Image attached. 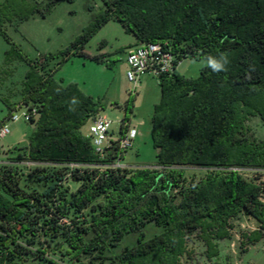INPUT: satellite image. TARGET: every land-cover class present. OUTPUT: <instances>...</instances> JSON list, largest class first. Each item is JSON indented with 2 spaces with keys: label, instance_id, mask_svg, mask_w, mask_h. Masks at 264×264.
Listing matches in <instances>:
<instances>
[{
  "label": "trees",
  "instance_id": "1",
  "mask_svg": "<svg viewBox=\"0 0 264 264\" xmlns=\"http://www.w3.org/2000/svg\"><path fill=\"white\" fill-rule=\"evenodd\" d=\"M102 1L93 30L116 20L137 42L166 43L177 59L225 53L228 70L213 73L204 65L197 77H186L175 67L160 75L151 133L158 167L129 169L111 167L110 153L100 159L81 132L99 103L46 70L50 55L41 69L30 63L22 102L39 115L29 121L35 128L28 144L0 162V264H176L192 234L214 260L218 242L230 237L229 220L241 212L259 222L242 242L259 241L262 187L233 167L264 169V140L244 132L248 115L264 119V0ZM51 3L0 0V32L5 22L43 16ZM73 97L79 104L70 111ZM24 160L36 164L31 180ZM187 167L205 174L187 178ZM69 179L78 183L74 191ZM150 223L161 231L146 238Z\"/></svg>",
  "mask_w": 264,
  "mask_h": 264
},
{
  "label": "rangeland",
  "instance_id": "2",
  "mask_svg": "<svg viewBox=\"0 0 264 264\" xmlns=\"http://www.w3.org/2000/svg\"><path fill=\"white\" fill-rule=\"evenodd\" d=\"M35 1L52 3L43 16L36 13L27 20L1 25L0 123L4 121L9 132L0 138V162L15 156V147L26 146L29 142L35 128L33 123L23 118L17 121L4 119L9 115L10 107L19 106L15 109L17 114L25 110L26 104L22 98L30 63L41 69V61L50 55L49 62L44 63L45 69L54 70V77L63 85L76 83L82 92L99 103L98 114L111 121L110 132L113 138L118 137L121 121L127 112L131 124L136 128V134L131 147L123 155V164L129 169L158 167L151 133L154 106L160 102L161 90L158 77L148 72L140 73L137 86L127 79L125 56L129 46L134 43L133 34L112 19L93 30L105 9L102 0ZM92 30L93 33L83 45L72 47L81 33ZM201 61L184 57L176 70L186 77H197L204 66ZM91 120L88 119L81 128L85 136ZM244 132L250 139L264 140V119L258 114L248 115L244 120ZM24 161L23 173L28 174L27 178L31 180L38 174L35 172L36 164ZM233 169L262 187L259 199L264 203V169ZM184 170L187 178H198L205 174V169L201 168L187 167ZM67 176L71 177L69 173ZM77 185V182L70 179L66 183L70 191H74ZM229 227L230 237L218 242V258L209 260L204 254V244L192 234L184 237L187 253L180 255L176 264H214V261L222 264H264V237L253 244H246L242 242L244 240L241 236L242 233L258 229L259 222L253 216L241 212L229 220ZM160 231V227L150 223L146 226V238ZM132 240L134 235L126 237L116 251H120L124 244Z\"/></svg>",
  "mask_w": 264,
  "mask_h": 264
},
{
  "label": "built area",
  "instance_id": "3",
  "mask_svg": "<svg viewBox=\"0 0 264 264\" xmlns=\"http://www.w3.org/2000/svg\"><path fill=\"white\" fill-rule=\"evenodd\" d=\"M180 60L175 58L171 50L166 47V43L140 42L126 52L125 61L128 66L126 77L137 86L140 73L148 72L157 77L164 74L169 75L177 67ZM24 107L25 110L21 114L15 113V109L20 108L19 106L13 108L7 119L17 121L23 118L30 121L37 118L39 112L35 106L25 105ZM110 124L111 121L107 117L97 114L89 123L86 136L90 138L94 153L100 159H105L110 153L113 156L111 167H126L123 164V155L126 149L132 145L136 128L130 120L121 121L119 135L117 138H113L110 132ZM8 132L7 124L2 121L0 123V138Z\"/></svg>",
  "mask_w": 264,
  "mask_h": 264
},
{
  "label": "clouds",
  "instance_id": "4",
  "mask_svg": "<svg viewBox=\"0 0 264 264\" xmlns=\"http://www.w3.org/2000/svg\"><path fill=\"white\" fill-rule=\"evenodd\" d=\"M206 65L213 73L226 72L227 65L230 63L228 56L225 53H219L218 55H207L202 58L201 61ZM79 100L75 97L71 99L70 111H75L76 106H78Z\"/></svg>",
  "mask_w": 264,
  "mask_h": 264
},
{
  "label": "crops",
  "instance_id": "5",
  "mask_svg": "<svg viewBox=\"0 0 264 264\" xmlns=\"http://www.w3.org/2000/svg\"><path fill=\"white\" fill-rule=\"evenodd\" d=\"M140 42H137L136 41V39H135V37H134V43L133 44H131L130 46H129V48L128 49H130V48H132V47H134V46H136V45H138ZM127 49V50H128ZM82 91V90H81Z\"/></svg>",
  "mask_w": 264,
  "mask_h": 264
}]
</instances>
